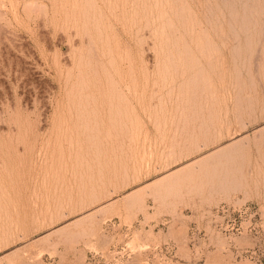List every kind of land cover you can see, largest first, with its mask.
Instances as JSON below:
<instances>
[{
	"label": "rangeland",
	"instance_id": "1",
	"mask_svg": "<svg viewBox=\"0 0 264 264\" xmlns=\"http://www.w3.org/2000/svg\"><path fill=\"white\" fill-rule=\"evenodd\" d=\"M0 264H264V0H0Z\"/></svg>",
	"mask_w": 264,
	"mask_h": 264
}]
</instances>
